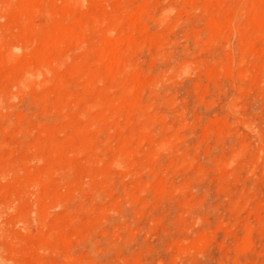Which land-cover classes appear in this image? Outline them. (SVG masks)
Segmentation results:
<instances>
[{
	"label": "rangeland",
	"instance_id": "rangeland-1",
	"mask_svg": "<svg viewBox=\"0 0 264 264\" xmlns=\"http://www.w3.org/2000/svg\"><path fill=\"white\" fill-rule=\"evenodd\" d=\"M0 264H264V0H0Z\"/></svg>",
	"mask_w": 264,
	"mask_h": 264
}]
</instances>
